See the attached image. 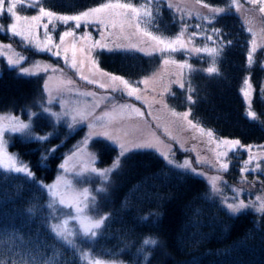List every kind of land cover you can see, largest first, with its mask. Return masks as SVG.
<instances>
[{"label": "trees", "instance_id": "obj_1", "mask_svg": "<svg viewBox=\"0 0 264 264\" xmlns=\"http://www.w3.org/2000/svg\"><path fill=\"white\" fill-rule=\"evenodd\" d=\"M32 1L57 15H77L104 3H131L150 13L142 16L141 27L160 36L174 37L182 28L206 36L216 32L221 49L218 60L212 64L204 56L205 73L190 75L191 91L183 99L188 101L191 97L188 102L193 122L215 137L264 146V55L259 51L252 57L250 37L234 12L216 17L210 25L205 23L204 26L196 19L183 21L164 0ZM192 1L201 8L205 5L206 8H225L229 4V0ZM19 4L25 13L36 12L35 7H27L32 5L30 0ZM7 7L6 3L5 9ZM9 15L7 11L0 12L1 19H10ZM58 21L64 23L54 18L47 22L55 29ZM73 26L75 22L70 25ZM89 26H93L92 23L82 22L74 33L77 37L84 36ZM209 28L213 31L209 32ZM0 41L23 53L27 57L25 66L38 60L62 66L68 69L70 78L80 81L81 87L91 92L95 90L85 86L65 60L47 52L40 53L34 47L24 48L25 41L5 31H0ZM132 49L117 47L95 51L93 55L97 54L102 71L135 82L148 76L153 64L157 68L160 58H152V63L151 57ZM184 54L170 55L190 61ZM0 64V114L16 115L24 121L32 119L33 130L45 138H12L10 149L29 168L31 176L12 173L10 178L0 179V264H86L81 258L82 247L91 248L94 255L115 264H264V217L256 212V215L247 212L232 216L214 199L203 179L171 166L152 151H134L123 161L117 159L114 183L102 203L108 219L92 243L77 248L54 235L50 230L54 218L47 207L46 187L60 175L66 158L86 146L76 145L71 152V137H77L72 135L75 130H70L74 124L59 125L46 116L58 110L44 98L46 74L37 78L23 76L18 68H8L1 60ZM212 66L217 72L208 73L207 69ZM248 80L254 87L250 104L242 94ZM250 112L255 116H250ZM93 141L96 150L87 147L88 152L98 160L110 147L98 138ZM263 176L264 173L260 175ZM148 239L157 243L145 245Z\"/></svg>", "mask_w": 264, "mask_h": 264}, {"label": "rangeland", "instance_id": "obj_2", "mask_svg": "<svg viewBox=\"0 0 264 264\" xmlns=\"http://www.w3.org/2000/svg\"><path fill=\"white\" fill-rule=\"evenodd\" d=\"M20 1L22 0H16L17 5H20ZM164 1L168 2L169 7H172L183 21L196 19L199 20V24L203 23L204 26L205 23L210 25L216 17L234 12L243 22L244 28L250 37L249 48L252 57L254 52L259 51L264 55V13L259 11L260 4H252L249 0H229V4L225 8H206L203 6L201 8L192 0ZM30 3L37 5L34 14L25 13L18 6L16 9L17 14L28 17L39 15L38 9L41 5L32 0H30ZM27 7L31 6L28 5ZM137 8L140 10L139 18L131 14L129 17L125 16V10L122 9H108L100 14L90 16L89 20L103 19L107 27L92 23L93 26H89L84 30L86 35L77 37L74 33V36L65 37L63 44L60 43V36L64 31L73 30L77 32L78 30L75 26L70 27L74 21H69L67 24L58 21L56 22L59 25L58 28L53 29V24L47 21L54 17H44L39 22V26H36V22H32L34 26L31 33L24 32L27 37L24 40V48L34 47L40 53L47 52L51 55L59 50L60 55L57 57H59V60L61 58L63 61H67L66 64L69 67H71L73 46H75L77 66L76 68L72 67L71 71L77 73L79 80L83 81L85 86H92L91 88L95 89L93 92L81 87V83L77 79L70 78L67 73L68 69L62 66L57 67L55 64L50 65L40 60L25 66L27 57L11 45L5 47L9 44L0 41V60L8 68H18L23 76L28 77L35 76L37 78L42 77L43 74L47 75L45 77L46 95L44 98L49 104L57 106L58 110L53 115L46 116L59 125L66 122L74 124L70 127V130L74 129L75 134L72 135H77V137H71L73 139L71 152L75 150L76 145L86 146L77 154H70L63 163L64 168H62L60 175L47 185L49 204L56 205L52 195V192H54L57 200L63 198L66 203L74 205L79 203V206L85 208L87 213V201H84L83 197L79 201L72 199L76 190L87 188L89 194L94 197L91 202L95 209L93 215L97 218L108 216V212L105 213L102 203L106 201V193L109 192L114 183V172L118 170L111 163L116 162L118 158L123 161L127 154L134 151H152L160 155L171 166L203 179L210 187L214 199L222 204L232 216L250 212L255 215L257 213L259 217H264V176L260 177L264 173V146L244 145L240 142L241 147L236 148L231 144L220 143L227 139L217 138L213 134L211 136L207 135L208 132L204 130L205 128L193 122L188 102L190 100L184 101L183 99L191 91L190 75L195 72L205 73L204 69L206 67H203L202 62V60L205 61L204 56L212 64L218 60L221 49L218 46L217 33L213 32L206 36L199 31L192 32L184 29L183 41L185 47L176 51V53H185L184 55L190 57L191 60H178L170 55L175 52H161L160 49L164 48V45L157 44L150 37L144 35L145 32L151 31L143 28V26L141 27V24H139V30L137 29V24L146 13L143 8ZM212 9H224L225 11L214 12ZM9 16L10 19H1L2 16H0V29H2L0 31H7L12 23H17L18 30H20L24 21L16 22L11 14ZM45 23L48 24L47 31L52 37L53 45H59V49L45 44L46 37L43 28ZM4 25L6 26L4 27ZM94 26H97V29ZM97 31L99 34L96 33ZM186 31L190 33L187 34ZM212 31L209 28V32ZM7 32L11 34L10 31ZM152 33L160 36L154 32ZM193 33L197 34L193 36ZM85 36H87V39H84ZM190 37L191 39H189ZM172 38H175V36L166 39ZM96 41H100L105 47L95 46ZM127 46L133 48L134 51L151 57L152 63H154L152 58H160L157 68L153 64V71L141 80L132 82L121 77L123 80L128 81L132 87L139 89L133 96L127 95L129 89L125 88L122 83L110 79V76L113 75L105 76L102 74L106 72L100 69V65L96 60L98 59L97 54L93 55L95 51H108L111 48ZM46 47H51V51L42 50ZM174 47L180 48L179 45H174ZM65 48L68 49L67 53L64 52ZM81 48L86 50L87 58L80 53L79 49ZM194 48L205 50L197 53ZM53 56L56 57V55ZM81 59H84L83 67L80 65ZM10 60L15 63L10 64ZM165 60L169 62L165 64ZM192 60L194 61L192 62ZM92 61H95V63H92ZM181 65L184 66L181 67ZM25 68L28 69L27 72L22 71ZM1 71L2 65L0 64V76ZM81 75L87 76L89 80H95L96 83H88L86 80L81 79ZM68 80H72L73 83L68 84ZM145 80H147V83H143ZM101 83L105 85L104 88L99 86ZM181 84L183 87H181ZM242 94L246 103L250 104L254 95V87L250 80L244 84ZM137 95L140 96V99H136ZM135 109H139L143 115L138 114ZM173 111L181 114L187 112L189 114L188 120H191L195 127L190 125L188 120L174 116ZM26 123L29 124V128L23 132L11 131V129L18 128L21 124ZM66 126L69 125L66 124ZM200 129L203 131H200ZM105 133L107 135H104ZM26 134H30V136H26ZM15 136L26 140L39 138L33 130L32 119L24 121L16 115L0 114V164L11 165L14 161L15 166H24L17 153H13L10 149L13 142L12 138ZM34 136L38 138H33ZM108 137L112 138L109 139ZM94 138H98L103 144L110 147L108 148L109 151H105L102 155L103 158L100 156L98 160L88 152L87 148H93ZM145 143H150L152 146H136ZM121 144L126 149L124 155H121ZM95 150L93 148L94 152ZM112 151L114 154H112ZM9 157L13 158L10 163L6 161L9 160ZM106 161H108L107 164ZM101 162L102 164H100ZM222 165H227V167L224 168ZM24 167L26 172L18 174L27 175V172H30L28 167ZM92 169H96V171L93 172ZM49 188H52V192L49 191ZM241 201L247 207L236 214H232L227 205L238 204ZM50 211L54 218V225L57 223L58 218L60 220L68 218L65 213L69 210L60 208L58 205ZM82 218V215L77 216L67 226H61V231L65 233V238L61 239L65 242L70 241L69 243L78 246L77 248L89 244L88 242H93L106 223L105 221L95 238H85L81 235L77 223ZM84 248L86 247H82L81 258L86 264H97V262L99 264H115L97 257L91 251V248L90 250Z\"/></svg>", "mask_w": 264, "mask_h": 264}, {"label": "snow or ice", "instance_id": "obj_3", "mask_svg": "<svg viewBox=\"0 0 264 264\" xmlns=\"http://www.w3.org/2000/svg\"><path fill=\"white\" fill-rule=\"evenodd\" d=\"M198 2H200V0H198ZM250 3L252 4H260V8L259 11L260 13H264V0H249ZM8 3V7L5 9V4ZM17 3L16 0H0V12L3 11H7L8 13L11 14V17L14 18V20L16 22H19L21 20L24 21V24L21 25L20 30H18V25L17 23H12L10 25V28L7 31H10L13 37H20L21 41H24L27 39V37L24 35V32L27 31L29 33L32 32L33 29V23L32 22H36V26H39V22L42 21V19L44 17H54L57 20L63 21L64 23H67L69 21H74L75 22V28H80L81 27V22H83L84 24H89V23H96V24H101V25H105V27H107V25L105 24V21L103 19H95V20H89L88 18L90 16H93L95 14H99L104 12L106 9H122L125 10L124 15L128 16V14L130 13L132 16L139 18L140 16V10L133 6V4L131 3H104L98 7H93L90 8L87 11H83L80 14L77 15H57L52 11H46L44 7H39V15H33L31 17L28 16H21L17 14ZM31 7H36L37 5H30ZM23 7V6H21ZM205 7H207V5H205ZM212 11L214 12H224V9H212ZM147 15H150V13H147ZM113 26H115V24H113ZM123 27V25H121ZM139 23L137 24V29L139 30ZM43 28L45 30V44L49 45V46H54L57 49H59V45H53V40L52 37L48 34V24L45 23L43 24ZM2 30V29H0ZM7 31H5V34H7ZM214 31H219L217 29H214ZM183 32L184 29L182 28L181 32L179 34H177L175 36V38L172 39H166L163 36H157L154 35L152 32H145L144 35L150 37V39L152 41L157 42V44H162L164 45V48L160 49L161 52H165V51H170V52H176L179 51L181 49H183L185 47L184 41H183ZM193 36L196 35L195 33L192 34ZM70 36H74V31L73 30H68V31H64L63 34L60 36V43L63 44L65 37H70ZM84 39H87V36L84 37ZM191 39V37L189 38ZM174 45H179L180 48L174 47ZM98 47H105V45H102L100 43V41H96V45ZM5 47H10V45H5ZM45 51H51V47H46L45 49H42ZM205 49H201V48H194V51H196L197 53L204 51ZM68 49H64V52L67 53ZM80 53H82L86 58H87V52L84 48L79 49ZM53 55L59 56L60 55V51H55L53 52ZM67 62V61H66ZM169 61L165 60L164 63L167 64ZM10 64L15 63L14 61H9ZM92 63H95V61H92ZM84 64V59L80 60V65L81 67H83ZM77 66V59H76V49L75 46H73V58L71 61V67L76 68ZM184 65H181V67H183ZM190 67V66H189ZM99 71V69H97ZM22 71L27 72L28 69H22ZM208 73H214L217 72V69L214 67H210L207 69ZM105 76H109L108 73H102ZM81 79L86 80L88 83H96L95 80H89V78L87 76H83L81 75ZM110 79L112 81H119L120 83H122L124 85L125 88H128L129 91L127 92V95L129 96H133L134 94H136L139 89L137 87H132L128 81L123 80L121 77L119 76H110ZM68 84H72L73 81L72 80H68L67 81ZM143 83H147V80L143 81ZM247 83V81H246ZM101 88H104L105 85L104 84H100L99 85ZM181 87H183V85L181 84ZM115 90V89H114ZM136 99H140V96L137 95ZM189 100H191V97H189ZM135 111L140 114L143 115V113H140L139 109H135ZM174 116L177 117H181L184 120H188V113H176L175 111H173L172 113ZM250 116H255V113L250 112L249 113ZM188 123L190 125H192L193 127H195V125L193 124V122L191 120H188ZM29 125L28 124H21L20 127L18 128H13L11 129V131L13 132H23L25 129H28ZM200 131H203L202 129H200ZM104 135H107L106 133ZM207 135L211 136L212 133L208 132ZM109 139H111L112 137H108ZM39 139H45L44 137H39ZM220 143H224V144H231L233 147H241L240 145V141L235 140V141H221ZM137 147H151L152 145L150 143H145V144H138L136 145ZM121 155H124V152L126 151L125 146L123 144H121ZM12 157H9V160H12ZM171 162V161H170ZM119 164V160L116 161L115 166H118ZM222 167L226 168L227 165H222ZM61 168H64V165H61ZM93 172L96 171V169H92ZM194 171V170H193ZM21 172H26V168L24 166H15V162L13 161V163L11 165H3L0 164V179H8L10 178L12 173H21ZM27 175L31 176V172H27ZM49 191L52 192V188H49ZM53 195V200L56 201V205H58L60 208L63 209H68L69 211L65 213V216L68 218H65L63 220H60L58 218V221L55 225L50 226V230L53 232L54 235H56L58 238H65V233L61 231V226H67L68 224L71 223L72 220H75L77 218V216H83L82 219H79L77 221L78 225H79V229H80V233L83 237L85 238H95L98 233L99 230L102 228V226L104 225L105 221L108 219V216H103V217H99L97 218L95 215H93V213L95 212V209L92 206V201L94 200V197L91 196L89 194V189L84 188L82 190H76V192L73 194L72 199L79 201L81 197H83L84 201H87L86 204V209H87V213L85 212V208H81L79 206V203L77 204H72V203H66L65 200L63 198L57 200L55 193L52 192ZM52 203H50L49 205H47V207L49 209H52L54 206H56ZM229 211L232 214H236L238 212H240L241 210L245 209L247 207V205L244 204L243 201L237 203H233V204H228L227 205ZM31 211V210H29ZM70 242V241H69ZM157 243V241L155 240H145L144 244L148 245V244H152L155 245ZM97 264H99V262H97Z\"/></svg>", "mask_w": 264, "mask_h": 264}, {"label": "bare ground", "instance_id": "obj_4", "mask_svg": "<svg viewBox=\"0 0 264 264\" xmlns=\"http://www.w3.org/2000/svg\"><path fill=\"white\" fill-rule=\"evenodd\" d=\"M8 163H10V160H6Z\"/></svg>", "mask_w": 264, "mask_h": 264}]
</instances>
